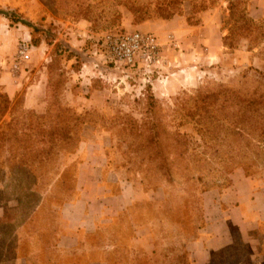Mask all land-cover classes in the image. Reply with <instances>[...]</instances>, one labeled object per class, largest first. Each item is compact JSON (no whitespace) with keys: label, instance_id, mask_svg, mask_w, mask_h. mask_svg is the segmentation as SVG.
Listing matches in <instances>:
<instances>
[{"label":"rangeland","instance_id":"obj_1","mask_svg":"<svg viewBox=\"0 0 264 264\" xmlns=\"http://www.w3.org/2000/svg\"><path fill=\"white\" fill-rule=\"evenodd\" d=\"M138 1L141 0H83L82 3L75 0H36L31 4L28 0H16L19 3H12L7 8L0 6V10L7 13L15 12L19 18L31 25V27H28L21 23L11 24L12 27L14 25L24 27L21 29L23 35L17 34L16 37H14V34L10 36L4 30V27H0V35L5 37L0 40V46L3 45L0 73L3 72L4 75H8L10 79H13V77L21 75L24 69L29 71L33 64L37 62L31 72L36 71L37 66H39L47 76V66H49V83L46 86V96L44 98L46 104L43 112L48 106L51 111L48 112L47 116L44 114L37 115L38 119L44 121L49 117L54 121L56 119L59 121L64 120L63 126L69 125L68 127L71 130L69 134L72 135L70 143L73 146H78L72 154V157L76 158V162L82 161L79 156L81 153L78 152L80 145L84 141L88 142L91 146L88 144L85 150L88 154L93 151L94 155L101 158L104 166L102 169L104 179L107 177L108 179H115L116 174L122 181L132 183L150 193L148 199L135 201L144 204L149 202L151 203L150 207H152L150 211L147 209L142 210L137 222H140V225L144 224L149 227L153 240L151 243L158 250L159 247L160 249L163 248V245L159 246L164 241L161 237L162 232L168 235L172 232L170 224L161 212V208L164 203H167L170 195L177 198V195L179 196L182 193L183 180L173 169L170 172L171 180L166 179L165 174L159 168L160 159L158 157H148L152 151L149 152L147 148L140 145L145 144L143 140L146 132L138 135L137 131L146 129L148 122L153 120L159 123L157 131H159L160 143L165 147L175 137L176 132H186L189 136L188 153L194 152L193 147H196V149L203 148L201 136L197 134L193 125L180 120L178 115L179 102L185 95H193L201 87H213L214 84L219 83L234 84L236 79L249 66L264 73V43L260 45L259 51L254 53L258 57L257 60L250 58V63L243 66L239 71H229L231 68L226 70V64L225 67L218 64V68L199 80L198 84H187L177 91L170 90L167 91V95L160 96V92L153 89V84H149V81L161 77L165 78L169 75V69L172 67L169 64V54H172L175 50L178 51L179 48L167 49L166 67L162 72L163 74L151 76L149 79L146 78L143 72L130 71L125 67L114 66L108 62L103 56L99 44V35L103 32L120 30L148 32L140 28V25L147 20H145L146 14H141V16L136 14V3ZM9 7L16 8L12 10ZM84 10H88L87 13L83 14ZM196 15L194 18H197ZM1 18H5V22L9 24L8 18L0 14V20H2ZM80 21L81 25H78L77 23ZM233 25L234 22L230 20L229 14H226L223 35L227 34V28H231ZM26 32H29V36ZM152 33L161 40H165L168 34H173L159 35ZM32 37L40 39L39 44L34 45ZM174 37L177 38L175 35ZM10 40L12 43H10ZM236 40L240 45L244 39L237 37ZM21 41H25L29 45L28 59L20 62L18 68H13L14 57ZM248 44L247 41V48ZM256 47L258 46L253 47L252 50ZM224 52H228L225 47ZM261 60H263L262 65ZM234 68H236V65H234ZM146 85H148L147 88H145ZM24 92L25 86L19 90L13 100H10L11 104L16 101L17 109H20L19 103L24 96ZM148 96H151L152 100L148 101ZM64 108L65 110H63ZM17 112L20 115L21 111L18 110ZM18 113H16V116H18ZM57 114L59 115L58 118L55 117ZM125 118L131 119L133 124L123 123ZM1 120L2 122L9 121L8 116H5V114ZM215 149L217 150L216 154L212 152L205 157L218 161L224 156L222 145L215 146ZM76 154L78 157H76ZM55 155L53 157H55L56 162L53 165H47L46 174L41 179L42 189L48 191L51 188L49 185L52 183V188H57V191H54L55 193L52 192L53 196L68 198L65 192L57 187L58 185L54 181L55 175L52 172L56 170L55 167H61L63 162H68L71 156L64 152H57ZM83 155L86 154L82 153ZM162 155L167 156V149L163 150ZM170 156V158L175 157L172 154ZM187 157L192 158L193 155L188 154ZM212 166L219 168L217 163L212 164ZM258 170L255 177H263L264 165L259 166ZM4 171L7 173L6 169ZM196 172L192 171L191 173L194 175L197 174ZM198 173L202 174L203 180L209 184L218 181L220 185L226 183L217 170L211 169L208 171L204 168ZM7 174L5 176L0 171V204L4 203L6 205L3 217L8 216L9 225L13 229L8 228L9 226L5 229L0 223V234L1 237L10 240L16 224L25 219L23 211H21L23 206L16 199L22 198L23 203L30 201V189L34 186L32 184L34 180L28 174L20 173L17 170ZM72 175L73 172L69 174L70 178L67 179L66 184L71 183ZM153 186L157 188L152 189ZM113 189V191H116L118 189L117 185H114ZM129 212H127V217L124 218L122 224L112 223L113 225L111 224L110 228L103 229L102 246L107 243L116 245V256L112 255L114 258L113 261H110L112 264H135L134 258L129 253L137 252L138 254L143 251L142 245H146L140 243L136 237L142 234L143 230L140 228L142 225L139 227L133 225V228L130 229L129 223L126 221L137 215L138 212L133 210L132 212L136 214L132 215H129ZM81 235L85 234L82 233ZM250 244L255 250L253 242ZM13 245L11 241L1 242L0 251L5 252L7 257L11 256L13 255ZM215 254H218V252ZM152 260L153 264L157 263V256H152ZM253 262L254 264H263L262 256L255 255Z\"/></svg>","mask_w":264,"mask_h":264},{"label":"trees","instance_id":"obj_2","mask_svg":"<svg viewBox=\"0 0 264 264\" xmlns=\"http://www.w3.org/2000/svg\"><path fill=\"white\" fill-rule=\"evenodd\" d=\"M75 1L82 3L83 0ZM183 1L141 0L136 3V14L140 16L146 14L145 20L152 18L166 20L181 12ZM189 1L193 14L188 16L187 21L191 24H198V19L194 18L195 13L211 6L213 0ZM228 9L229 18L234 22L233 27L227 28V34L222 35L223 46L228 52L238 48L237 37L249 42L248 50L264 43V21L255 20L246 13L244 0L230 1ZM86 11L88 10H84L83 14L87 13ZM0 14L8 18L10 26L13 23H21L31 27L15 12L7 13L0 10ZM223 25H225V18L221 25L222 30L225 28ZM39 40L32 37L34 45L39 44ZM262 63L263 60H261V65ZM47 70L46 86L49 83V66H47ZM147 87L148 85L145 88ZM147 99L148 101L152 100L151 96H148ZM15 102L11 104L4 87L0 85V171L6 176L7 173L17 170L20 173L28 174L34 180L32 182L34 186L30 189V201L23 203L22 198L16 199L23 206L21 211L25 218L16 225L33 223L35 226H52V229L43 230L44 238H46V235L50 236L54 231L56 214L53 210L74 196L77 162H63L61 167H55L56 170L52 172L55 175L54 181L58 185L57 187L61 188L68 198L53 196L52 192H56L57 188L53 189L52 183L49 185L51 188L48 191L42 189L41 179L46 174L47 165H53L56 162L53 156H56L57 152L67 153L71 159L78 146H73L70 143L72 135L69 132L71 130L68 124L63 126L64 120L56 119L54 121L49 117L44 121L38 119L37 115L47 116L51 111L49 106L43 113L38 114L36 111L23 107V98L19 103L20 109H17L18 105ZM178 109L180 120L191 123L197 134L201 136L203 148L193 147L194 152L188 153L189 136L186 132H176L175 137L165 147L160 143L159 131H157L159 123L153 120L148 122L146 129L137 131L138 135L146 132L143 140L145 144L140 145L147 148L149 152L152 151L148 157L160 159L159 168L165 174L166 179L171 180L170 172L173 169L183 180L182 193L177 195V198L170 195L167 203H164L161 208L162 214L172 229L169 235L165 232L161 234L166 242L163 246L165 264H191L185 244L197 238L198 230L204 224L202 194L212 188L224 189L228 187L230 174L236 169H242L248 177H255L259 171L258 167L264 165V73L249 66L234 84H214L213 87H201L193 95H185L179 102ZM18 110L21 111L20 115ZM6 113L10 115V120L2 122L1 118ZM55 117L58 118L59 115L57 114ZM123 123L133 124L129 118H125ZM218 145L224 147L223 157L218 161L205 157L212 152L216 154L215 146ZM164 149H167V156L162 155ZM51 154L53 155L51 156ZM171 154L175 157L170 158ZM188 154L193 157H187ZM215 163H217L218 169L212 166ZM204 168L208 171L214 169L220 172L226 183L220 185L218 181L209 184L204 181L203 175L198 173ZM3 169H6L7 173ZM192 171H197V174L193 175ZM72 172L71 183L66 184L67 179L70 178L69 174ZM156 188V186L152 187V189ZM150 206L149 202L146 204L135 202L122 210L103 229L110 228L112 223L122 224L128 211H130L129 215L136 214L132 212L134 210L138 212L137 215L126 220L129 223H127L129 228L132 229L133 225H140V222L137 221L142 210L150 211L152 208ZM0 223L5 229L8 226L13 229L9 225L8 216L3 217ZM103 229L86 233L84 235L86 243L83 245L98 246L100 238H103L104 235ZM232 230L231 242L218 251V254H215L217 252L212 253L206 264H254L255 255L262 256L264 264V221L250 231L247 241L243 239L237 228ZM249 240L253 242L255 250L250 246ZM44 244L47 245V242ZM25 248H27L26 244H21L22 253ZM45 251H47L45 254L54 256L55 262L58 261V264H86L92 258V253H78L76 250L65 253L56 252L53 249ZM105 258L108 261H113L114 257L107 253ZM133 258L135 264H152L151 258L144 252L136 254Z\"/></svg>","mask_w":264,"mask_h":264},{"label":"crops","instance_id":"obj_3","mask_svg":"<svg viewBox=\"0 0 264 264\" xmlns=\"http://www.w3.org/2000/svg\"><path fill=\"white\" fill-rule=\"evenodd\" d=\"M35 1L28 0L31 4ZM230 1L233 0H213L211 6L197 11L195 14H197L198 24L188 23L187 18L193 14V10L190 1L184 0L180 13L166 20L150 19L140 25L141 29L159 35L173 33L179 42V50L169 54V64L172 65L169 75L149 81V84H153V89L160 92V96L167 95V91L170 90L177 91L187 84H198L199 80L213 73L218 68V64L222 67H225L226 64V70L231 68L229 71L237 72L250 63V58L257 60L258 57L254 53H257L261 46L248 50L245 39L233 52H224L222 43L224 31L221 29V25L225 15L229 14L228 4ZM244 1L246 2V13L255 20L264 21V0ZM12 3L19 2L0 0L1 7L7 8ZM15 8L9 7L12 10ZM1 19L0 27H4L7 34L10 36L14 34V37L17 34L23 35L21 29L24 27H16V25L12 27L5 22V18ZM77 24L81 25V21ZM26 34L29 36V32ZM3 38L5 37L0 35V40ZM10 43H12L11 40ZM2 47L3 45L0 46V52ZM1 54L3 55V53H0V63L3 58ZM36 65L37 62L29 71L24 69L21 75L13 77V79L4 75L3 72L0 73V84L4 87L10 100H13L19 90L25 86L23 107L43 112L46 104L44 101L46 74L39 66L36 71L31 72ZM5 116H8L10 120L8 113ZM83 144L78 150L81 153L79 156L82 161L77 162L75 193L70 200L53 210L56 214L54 231L50 236L46 235L47 237L44 238L43 230L52 229V226L19 223L15 226L10 240L1 237L0 234V243L11 241L15 244L11 256L7 257L5 252L0 251V264H58L59 262H55L54 256L45 254L46 249L63 253L72 250H76L78 253L89 252L92 253V258L86 264H112L105 257L107 253L115 255L116 245L114 243L102 246L101 237L98 246L83 245L86 243V238L81 234L103 229L126 207L135 201L148 199L150 193L132 183L122 181L116 174L115 179H108V177L104 179L102 173L104 166L101 158L94 155L93 151L91 154L87 153L85 148L90 143L84 141ZM82 153L86 155L82 156ZM76 157H78L77 154ZM70 161H76V158L72 157ZM114 185L118 187L116 191H113ZM202 204L204 224L198 230L197 238L185 244L191 264H206L212 253L220 251L231 242L232 229L237 228L243 239L247 241L250 231L264 221V175L260 178L248 177L242 169H236L230 174L228 187L224 189L212 188L202 194ZM5 211L6 205L1 203L0 221ZM141 225L142 234L136 236L140 243L146 244L142 245L143 251L141 252L146 253L151 260L152 256L156 255L158 261L155 264H165L163 248L159 247L158 250L155 248V245L151 243L153 240L149 227ZM45 242L47 245L44 244ZM165 243L164 239L159 246H165ZM21 244H26L27 247L23 253L20 250ZM129 254L133 258L137 252Z\"/></svg>","mask_w":264,"mask_h":264},{"label":"built area","instance_id":"obj_4","mask_svg":"<svg viewBox=\"0 0 264 264\" xmlns=\"http://www.w3.org/2000/svg\"><path fill=\"white\" fill-rule=\"evenodd\" d=\"M99 44L105 59L114 66L130 71L143 72L146 78L160 76L166 67V51L179 48L173 34L161 40L152 32L108 31L99 35ZM29 45L21 41L18 45L13 68L28 59Z\"/></svg>","mask_w":264,"mask_h":264}]
</instances>
